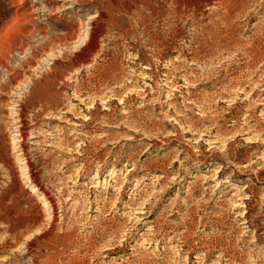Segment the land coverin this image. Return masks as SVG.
<instances>
[{
    "label": "rangeland",
    "instance_id": "rangeland-1",
    "mask_svg": "<svg viewBox=\"0 0 264 264\" xmlns=\"http://www.w3.org/2000/svg\"><path fill=\"white\" fill-rule=\"evenodd\" d=\"M0 264H264V0H0Z\"/></svg>",
    "mask_w": 264,
    "mask_h": 264
},
{
    "label": "bare ground",
    "instance_id": "bare-ground-1",
    "mask_svg": "<svg viewBox=\"0 0 264 264\" xmlns=\"http://www.w3.org/2000/svg\"><path fill=\"white\" fill-rule=\"evenodd\" d=\"M14 145H15V147H17L16 146V143L14 142ZM21 154L20 153H17V156L19 157ZM23 159H20V161H21V163H20V165H21V170H22V172L24 173V174H26V171H27V168H26V163L25 162H23L22 161ZM30 194L31 195H35V194H37L38 196H40L39 194H38V190H37V188L36 187H31V189H30ZM43 196H45V195H43ZM42 196V197H43ZM38 200L39 201H42L43 202V205L44 206H49V199L47 200L45 197H43V198H40V197H38ZM51 207V206H50ZM43 209V208H42ZM47 211H48V209H47ZM49 211H50V209H49ZM43 212H44V210H43ZM41 213V212H40ZM45 214V213H44ZM46 215V214H45ZM44 215L43 214H41V215H39V220L41 221V223H42V220L44 219ZM39 224V223H38ZM39 226V225H38ZM42 226V225H41ZM40 228V227H39ZM28 229H30V228H28ZM37 230V229H36ZM27 232V231H26ZM34 232V231H33ZM31 233V232H30ZM30 233H28V234H30ZM35 233H36V231H35ZM22 234H24V233H22ZM22 234H21V236H22ZM33 234V233H32ZM40 234V233H39ZM35 235V234H34ZM32 236V235H31ZM36 236V235H35ZM26 237V236H25ZM27 237H29V236H27ZM29 238H31V237H29ZM27 245H28V243H27Z\"/></svg>",
    "mask_w": 264,
    "mask_h": 264
}]
</instances>
